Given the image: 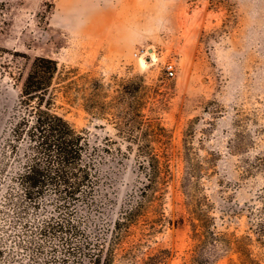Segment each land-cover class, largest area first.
I'll return each instance as SVG.
<instances>
[{
  "label": "rangeland",
  "instance_id": "rangeland-1",
  "mask_svg": "<svg viewBox=\"0 0 264 264\" xmlns=\"http://www.w3.org/2000/svg\"><path fill=\"white\" fill-rule=\"evenodd\" d=\"M150 47L155 59L148 53L143 65L140 53ZM37 56L58 63L50 90L57 112L105 149L101 203L79 207L77 216L104 252L114 241V264H141L156 250H169L163 264H185L197 241L195 213L218 239L244 237L264 264V225L257 226L264 222V0H0V142ZM132 77L142 79L159 158L151 179L140 163L148 153L128 148L116 130ZM138 202L119 237L116 219ZM207 233L198 232L204 240ZM0 237V264L59 255L50 250L57 238L36 253L1 229ZM205 247L212 264H246L232 246Z\"/></svg>",
  "mask_w": 264,
  "mask_h": 264
},
{
  "label": "trees",
  "instance_id": "trees-1",
  "mask_svg": "<svg viewBox=\"0 0 264 264\" xmlns=\"http://www.w3.org/2000/svg\"><path fill=\"white\" fill-rule=\"evenodd\" d=\"M58 72L55 59L35 57L23 81L16 111L0 142V187L3 188L0 213L7 218L0 221V229L12 236L19 247L31 248L36 253L43 251L46 239L57 238L50 250H58L59 255L57 259L45 260L44 264H67L71 258H86L92 264H114V241L104 252V244L99 238L87 236L77 216L79 207L101 203L98 194L103 189L104 178L99 162L105 156V149L91 140L87 129L77 128L55 109L50 90ZM136 78H129L123 85L128 101L122 124L116 130L128 148L135 146L148 153L140 163L145 165L151 179L159 167V158L149 139L152 123L140 99L144 85L141 78ZM90 99L98 103L92 95ZM85 110L94 113L90 107ZM139 202L126 206L116 219L114 229L119 237L126 224L132 223ZM31 212L39 215L32 217ZM196 214L190 215V223L197 241L185 264H212V252L207 251V244L214 249L219 245L232 246L246 264L258 263L244 237L224 233L218 239V235L209 232L213 227L210 222ZM263 225V221L257 223L260 230ZM15 228H19V234L13 232ZM200 231L210 236L204 240L198 234ZM78 236L82 240H77ZM168 257L169 250H156L143 257L141 264H163Z\"/></svg>",
  "mask_w": 264,
  "mask_h": 264
},
{
  "label": "built area",
  "instance_id": "built-area-1",
  "mask_svg": "<svg viewBox=\"0 0 264 264\" xmlns=\"http://www.w3.org/2000/svg\"><path fill=\"white\" fill-rule=\"evenodd\" d=\"M149 52L147 50H143L141 53H140V57H143L145 59V57H147V54ZM138 55V53H136ZM166 69H167V73L170 77H172L175 73V64L173 61L171 62H168L166 64Z\"/></svg>",
  "mask_w": 264,
  "mask_h": 264
},
{
  "label": "bare ground",
  "instance_id": "bare-ground-1",
  "mask_svg": "<svg viewBox=\"0 0 264 264\" xmlns=\"http://www.w3.org/2000/svg\"><path fill=\"white\" fill-rule=\"evenodd\" d=\"M149 52V56L152 58V59H155V54H154V51H153V49L150 47V50L148 51ZM140 59V62L143 64V65H145L146 64V61H145V59L143 58V57H140L139 58ZM151 59V60H152Z\"/></svg>",
  "mask_w": 264,
  "mask_h": 264
},
{
  "label": "water",
  "instance_id": "water-1",
  "mask_svg": "<svg viewBox=\"0 0 264 264\" xmlns=\"http://www.w3.org/2000/svg\"><path fill=\"white\" fill-rule=\"evenodd\" d=\"M146 60H149V57L148 56L146 57Z\"/></svg>",
  "mask_w": 264,
  "mask_h": 264
}]
</instances>
